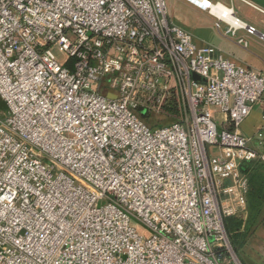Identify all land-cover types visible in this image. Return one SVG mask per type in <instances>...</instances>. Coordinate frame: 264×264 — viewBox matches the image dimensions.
Wrapping results in <instances>:
<instances>
[{
  "label": "built area",
  "instance_id": "1",
  "mask_svg": "<svg viewBox=\"0 0 264 264\" xmlns=\"http://www.w3.org/2000/svg\"><path fill=\"white\" fill-rule=\"evenodd\" d=\"M0 97V264H242L225 219L247 218L243 168L264 162V129L243 132L264 73L199 46L166 0H0Z\"/></svg>",
  "mask_w": 264,
  "mask_h": 264
},
{
  "label": "crops",
  "instance_id": "2",
  "mask_svg": "<svg viewBox=\"0 0 264 264\" xmlns=\"http://www.w3.org/2000/svg\"><path fill=\"white\" fill-rule=\"evenodd\" d=\"M249 1L251 2V5L243 3L240 0H215L214 3H220L228 8L233 9L236 16L239 19L244 21L246 24L255 27L258 30V34L256 35H251L245 30L238 31L236 36L227 35L226 34L227 25H223L222 30H219L216 26L217 20L210 14L209 15L214 19L212 26L214 30L213 33L210 32V35L206 37L205 41L201 42L196 40V38L190 32L191 29L194 30V28L191 25L186 26V28L182 27L181 25H177V26L181 27L182 29L190 33L194 37L196 43L199 46L216 47L222 51L225 58L229 59L235 64L250 68L260 74H263L264 73V0H249ZM172 22L175 23L174 21ZM241 39L244 40L247 44H240L239 41ZM263 112H264L263 105H257L254 108V112L252 113L250 118L243 125V132L249 137L257 138L256 137L257 134L264 129ZM255 146H258V144L255 143ZM260 151L264 153V147H260ZM249 218L250 217L248 212L247 218L241 219L242 221H244V227L246 225L248 227V230L246 231L248 236L251 231L254 234L261 226L264 229V209L260 217L257 218L256 222H254L252 225L247 224V222H249ZM244 262L245 264H249L248 263L249 261L247 260H244Z\"/></svg>",
  "mask_w": 264,
  "mask_h": 264
},
{
  "label": "rangeland",
  "instance_id": "3",
  "mask_svg": "<svg viewBox=\"0 0 264 264\" xmlns=\"http://www.w3.org/2000/svg\"><path fill=\"white\" fill-rule=\"evenodd\" d=\"M211 1L215 2V0ZM166 3L171 21H174L176 25H181L184 28L191 25L194 30L191 29L190 32L197 41H205L206 37L210 35V32L213 33L214 28H212V26L214 19L208 13L198 10L184 0H166ZM146 119L152 126L158 127L169 125L176 121L174 116H159L155 114L147 115ZM139 231L145 236H150V233L141 226H139ZM263 250L264 229L261 226L254 234L251 231L249 236L247 235L245 244L241 248L239 254L236 255L242 264H245L244 260L249 261V264H264Z\"/></svg>",
  "mask_w": 264,
  "mask_h": 264
},
{
  "label": "trees",
  "instance_id": "4",
  "mask_svg": "<svg viewBox=\"0 0 264 264\" xmlns=\"http://www.w3.org/2000/svg\"><path fill=\"white\" fill-rule=\"evenodd\" d=\"M6 111V103L0 97V114ZM243 171L250 180V192L248 196V212L250 218L247 224L252 225L260 217L264 209V163L254 161L244 166ZM225 227L231 246L238 255L245 244L248 227L247 225L244 227V221L238 218L225 219Z\"/></svg>",
  "mask_w": 264,
  "mask_h": 264
},
{
  "label": "bare ground",
  "instance_id": "5",
  "mask_svg": "<svg viewBox=\"0 0 264 264\" xmlns=\"http://www.w3.org/2000/svg\"><path fill=\"white\" fill-rule=\"evenodd\" d=\"M207 6H211L213 8V14L217 13V8H215L213 5H210L209 2H207Z\"/></svg>",
  "mask_w": 264,
  "mask_h": 264
},
{
  "label": "water",
  "instance_id": "6",
  "mask_svg": "<svg viewBox=\"0 0 264 264\" xmlns=\"http://www.w3.org/2000/svg\"><path fill=\"white\" fill-rule=\"evenodd\" d=\"M195 79H196V80H199V77H196ZM139 111H140L142 114H145V113H146L145 110H143V109H140Z\"/></svg>",
  "mask_w": 264,
  "mask_h": 264
}]
</instances>
